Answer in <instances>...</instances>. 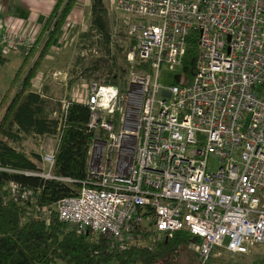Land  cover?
<instances>
[{
	"label": "built area",
	"instance_id": "2783aa9c",
	"mask_svg": "<svg viewBox=\"0 0 264 264\" xmlns=\"http://www.w3.org/2000/svg\"><path fill=\"white\" fill-rule=\"evenodd\" d=\"M111 3L132 38L126 59L140 65L122 82L90 81L83 99L70 98L86 104L94 134L85 179L76 195L55 202L57 219L104 236L110 250L141 233L160 239L184 229L197 264L264 245V0ZM190 33L196 52L187 77ZM32 40L3 32L0 55ZM162 65L177 82L157 84ZM58 101L64 113L68 102ZM52 151L41 154L39 176L50 177ZM8 189L14 199L31 196L15 183Z\"/></svg>",
	"mask_w": 264,
	"mask_h": 264
},
{
	"label": "trees",
	"instance_id": "16d2710c",
	"mask_svg": "<svg viewBox=\"0 0 264 264\" xmlns=\"http://www.w3.org/2000/svg\"><path fill=\"white\" fill-rule=\"evenodd\" d=\"M75 2L55 1L31 45L22 50L21 62L0 94V264H197L198 256L186 249L193 236L184 229L160 239H148L146 233H141L138 240L129 242L125 248L110 250L104 236L95 238L89 230L77 231L56 217L55 202L76 195L85 179L94 131L87 126L86 104L66 96L68 105L61 113L58 100L32 91V81ZM122 24L109 20L102 0H90L88 29L77 37L87 41L86 46L100 55L86 62L75 56L74 66L80 69L75 80L83 76L86 83L114 85L123 81V69L117 60L127 71L139 67L137 62H127L125 53L114 42L115 34L124 37L126 33V24ZM195 52L194 33H190L181 62V72L187 77L193 71ZM71 84L68 78L66 87ZM46 138L55 139L48 178L38 175L39 154L33 151L26 154L8 144L30 139L40 146ZM9 183L29 190L30 198L14 199L9 193ZM45 214L48 224L44 221ZM182 258L187 263H182ZM206 264L242 263L209 257ZM244 264H264V255Z\"/></svg>",
	"mask_w": 264,
	"mask_h": 264
},
{
	"label": "rangeland",
	"instance_id": "374dc122",
	"mask_svg": "<svg viewBox=\"0 0 264 264\" xmlns=\"http://www.w3.org/2000/svg\"><path fill=\"white\" fill-rule=\"evenodd\" d=\"M102 1L110 21L115 22L118 25H121L124 21H126V17L122 13L114 10L111 0ZM12 4H14L13 1ZM65 22L64 26L62 25L63 27H61L62 29H60L61 32L59 34V41L57 42V45L50 51L49 55L51 56V59L43 61L44 63H42L40 67L41 70L39 69L37 77H35L32 81V91L39 94L44 93L53 100H66V96H70V98L73 99H83V85H85L87 81L84 80L85 78L83 76L78 77L77 80L74 79L76 73L80 70L78 69L79 66H74V57L80 56L82 62H86L89 59L99 56L100 54L99 52L96 53L94 48L86 46L88 44L87 41L79 40L77 37L78 33L84 32L88 29L89 19L84 9L80 22H75L73 20H65ZM123 26H121L122 28L120 29L122 34H124ZM123 36L124 37H122V35H118L117 37L115 34L113 38L115 40V44L120 46V51L125 53L126 58L128 49L132 45V38L127 34V27L126 33ZM128 41H131V44H129ZM5 57V59L0 61V94L8 86L14 72L18 68L22 59V54L10 53L5 55ZM117 64H119L121 69H123L122 79L124 81L128 69L125 68L124 64L120 63L119 60H117ZM68 78L72 80L70 88L65 87L66 80H68ZM156 82L159 86H170L173 84V73L168 71L167 68L162 65L158 70ZM54 143V138H46L40 146H37L30 139H23L16 143L8 142L9 145L26 154L29 151H33L40 156L43 152L51 151L54 147ZM36 163L45 173L46 166L42 165L41 161ZM215 168V161L210 158L208 161V169L214 170ZM187 250L191 252L189 249ZM260 255H264V245L253 246L246 254L242 255L231 254L222 250L217 258H231L232 261L238 260L240 263L244 264L251 263L253 260L256 261L259 259ZM181 262L187 263V260L182 258Z\"/></svg>",
	"mask_w": 264,
	"mask_h": 264
},
{
	"label": "crops",
	"instance_id": "0c3cea01",
	"mask_svg": "<svg viewBox=\"0 0 264 264\" xmlns=\"http://www.w3.org/2000/svg\"><path fill=\"white\" fill-rule=\"evenodd\" d=\"M12 1L14 4H12ZM55 1L56 0H0V35L3 32H10L22 34L24 37L34 39ZM89 2L90 0H76L66 20L80 22L83 9L89 19ZM60 32L61 30H59L56 37L52 40L50 50L45 56L44 61L51 59L49 54L57 45ZM5 58V56L0 55V61ZM43 95L45 94L43 93Z\"/></svg>",
	"mask_w": 264,
	"mask_h": 264
},
{
	"label": "water",
	"instance_id": "95a60500",
	"mask_svg": "<svg viewBox=\"0 0 264 264\" xmlns=\"http://www.w3.org/2000/svg\"><path fill=\"white\" fill-rule=\"evenodd\" d=\"M173 80H174L175 82L178 81V74L173 75ZM193 239H194V237L192 238V240H193Z\"/></svg>",
	"mask_w": 264,
	"mask_h": 264
}]
</instances>
